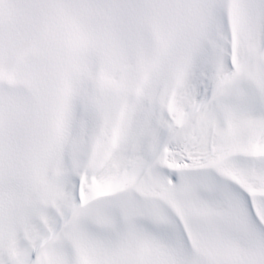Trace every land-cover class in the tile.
Returning a JSON list of instances; mask_svg holds the SVG:
<instances>
[{
    "label": "snow or ice",
    "instance_id": "snow-or-ice-1",
    "mask_svg": "<svg viewBox=\"0 0 264 264\" xmlns=\"http://www.w3.org/2000/svg\"><path fill=\"white\" fill-rule=\"evenodd\" d=\"M0 264H264V0H0Z\"/></svg>",
    "mask_w": 264,
    "mask_h": 264
}]
</instances>
